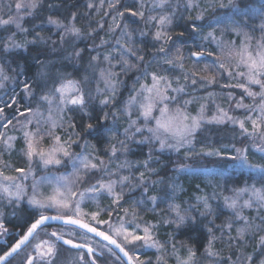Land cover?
Listing matches in <instances>:
<instances>
[{
	"label": "rangeland",
	"instance_id": "rangeland-1",
	"mask_svg": "<svg viewBox=\"0 0 264 264\" xmlns=\"http://www.w3.org/2000/svg\"><path fill=\"white\" fill-rule=\"evenodd\" d=\"M172 1L173 0H168V5L163 8L156 6L159 0H122V2L117 5V8H120V10H123L124 7L127 6L129 8H132L133 10L143 11L145 13V19L148 16H155L157 20L153 21L151 24H145L144 20H142L139 16L133 17L128 12H125V15L123 17L116 15V8H109L108 0H103V5L101 4V0L84 1L79 5V10L77 9V20L75 21L71 19V13L64 20L51 17L52 19L57 20L65 25L75 24L77 28L81 29V32L84 29L81 25V21L87 23L88 19L90 18V20L94 21L95 29L100 30V32L96 36V42L94 46L100 45L101 39L109 41L108 44L98 47L95 49V51L92 52V55H95L96 52L101 53V60L98 62H94L95 64H97V67L90 68V74L87 81H85V77H69V79L73 81L80 82V86L83 88L86 94L91 92L92 99L89 100V104L91 107H97L98 111H100L101 109L100 99L103 98L105 85L100 77L99 69L108 67L107 62L103 61V54H105L110 49L120 48V45L116 43L117 39H121V43L126 44L127 37L121 38L122 31L130 32L132 35V33L137 28L138 23L141 22V27L143 26V30L148 32V35L144 36V39L148 42V46L150 49L147 57H153V59L152 61L150 60L149 62H146L141 71H139L138 73L135 72L137 75L134 74V76H131V81L129 82L128 80L131 74L130 71L126 73L121 71L122 67H125V65L119 60V53L113 51V55L116 58L113 59L112 65L114 71L119 73V76L116 78L119 83L116 90V99L112 105H109L107 108H105V111L122 110L124 108V104L128 101L129 95L135 94V92H133L134 87L135 89H140V86L142 84L149 87L152 85L153 81L151 79V75H148L147 78H145L143 75L145 66H147V71L149 73L157 72L161 75H166L172 81L171 88L168 89V95L175 96L179 103L175 101L166 102L169 105V114L174 113L175 109L179 107L181 108L182 112L188 114L190 117H199L201 115H203L204 117V120L201 122V127L196 130L194 137L189 138L192 140V143H186L183 147L180 148L179 151H175L167 147L161 150L159 140H153L151 144H138L135 142L143 139L144 136L151 135V133L147 131V127H156V119L161 117L159 109L163 107V105L159 103H157L155 109L153 110V118L150 119L147 127H144L143 117H140L138 119V112L136 111H132L130 117L128 115L119 116L118 121L115 125V127L118 128L119 139L125 138L124 132L125 129L129 127L130 120L136 121V126H140L143 128L142 135L140 133H137L134 140L128 141V144L130 145L129 151H118L117 156L110 158L111 151L109 143L106 141H102L106 146V149L104 150L106 151L105 153H98L96 149L92 147V145H90L88 142V147L85 148V140L80 139L78 143L73 144L70 149L73 154H79L81 152L91 153L93 156L98 157V159L94 160L93 162L99 164V161L103 160L104 165L101 167L100 171H93L90 174V179L83 178L81 180H76V178L73 177V181L75 182L71 184V187L75 195L72 197L71 203L74 206L77 202H79L80 212L79 215H76L74 211L67 212L65 217L70 215L72 216V218L79 219L93 225L94 227L104 231L112 238H114L119 244H121V246L125 247L126 250L132 248L133 245L131 243L125 242V235H127V233L129 232L143 234L142 229L147 223V225L153 226L151 231L155 239L160 242L162 247L160 248V250H158L154 247L149 248L146 246H141L137 250V254L140 257V260L144 261V264H159L160 260L163 261V264H178V258H187L188 249L175 247V249L173 250L172 248L171 236L168 234L172 232H169V230H171V226H173L175 229H179L176 227L175 223H173V221L176 219V212L180 211V214L183 215V209H190L191 211L188 213V215H191L192 213H197L198 215H200V213L204 211L202 198L206 197L212 209L216 208L217 210H223L225 211V213H227V216L225 217L226 219L228 218V220H226L225 225L229 222L232 223L231 229H228L226 227L224 228L222 241H217L216 239L213 241V250L218 251L221 258H227L229 256H232L234 258L235 255H240L241 253L244 256L251 254L255 258L256 264H259V260L264 259V256H261L260 251H258L257 249L260 237L264 236V231L259 230L257 226L261 223L259 216L264 215V208H260L258 210L254 202V198L252 207H242V205L246 200H249V197H251L252 193L250 190L253 187L257 190H264V179H262L261 173L258 170L236 166L235 161L226 158L222 159L217 156L211 157L204 155L195 156L192 155L189 151V149L193 148L196 152L219 150L222 156L227 157L236 155L237 149H246L244 154L248 156L249 163H254L258 166L259 164L264 163V161L260 159L261 156H264V153L259 151L261 147H264V142L242 137L240 135L241 129L238 123L233 124L231 121H228L226 119L222 123H216L215 121H213V117L220 114L218 112V109H223L234 119L244 121L245 126L249 128V131H251L250 122L245 120V113L247 111L246 106L252 105L254 108L258 109V106L261 103V98L259 95H256L255 97L248 96L244 92V89L241 87L223 86L225 84H237L239 82L247 83L246 77L236 76L237 72H246L247 68L244 67V65H240L239 67L236 66L237 58L233 55H229V48L226 47L225 51L221 52L217 47V41H223L226 45L234 42L236 48L239 49L241 42L244 40V36L243 34L238 36L236 32L230 30L222 31L223 26L221 25L215 27V41L210 38L201 39V36H207L208 32H212L214 30L213 27H208V25H215V15L221 14V11L218 8L213 9L209 7V5L212 3V0H194V3L198 4L199 6L187 9L184 7V5L188 2V0H183V3L181 5L176 6L179 9L174 7L176 1ZM15 2L16 0H0V17L4 19L8 18V4L13 5L11 13L12 15H15ZM88 3H92L94 7L91 9L87 8ZM225 3H227V0H225ZM261 4H264V0H252L248 3V5H251V8L246 9L249 11L251 19L247 20L248 27L244 28L243 31L249 33V35L253 37V39L250 41L251 47L249 49L253 53V55H255L257 50V41L261 37L260 25L264 23V10L260 9ZM45 8L47 13L42 14V16L39 17L37 21H34L33 25L31 26H25L24 22L28 18L33 19L34 16L24 17V20L22 22L23 27L31 30V32H28L27 34V39L29 41L33 39L36 32H39L40 36L47 38L46 41L50 42L59 39L61 35L64 34L62 28H57L55 25L49 24L47 22L50 16V10L49 7ZM205 8L208 9L206 12L203 11ZM35 11L39 12L40 8L36 9ZM202 12L204 18H207L209 20V22H206V26H204L201 32L199 34H196L195 37L200 41V45H203L204 49L207 50L202 60L205 62L218 61L225 64V68L218 69L215 72L216 83L207 86H203L204 81H200V76H207L211 78V76L213 75L212 72L198 73V83L196 85H192L191 80L187 81L186 83L183 79L184 71H188L190 73L195 61V58L191 57L190 53H183L185 57L183 61L184 71L176 68L173 72H164L163 69L167 68L168 65L163 64L161 58L164 54L158 51L160 44H162L163 42H157L153 40L154 32L158 27H160V25L158 24V20L161 15L172 16V24L169 25L167 29L168 32H170L175 19L176 21L178 19L195 21L196 16L201 14ZM21 15H23V13H21ZM113 16H115V21H113ZM124 19L126 20L128 25L122 24V20ZM98 22L104 24L103 29H100L98 27ZM35 27H37V30H34ZM253 28L255 29L254 33L252 31ZM12 33H16L15 40L17 41V43L23 42V37L25 34L18 32L14 25L10 24L8 26L0 27V37H6L8 35H11ZM138 36L140 38V34H138ZM132 40H135L133 35ZM65 41H68V43H70V45L72 46L73 43H76L78 40L76 39V37L68 34L65 37ZM2 46L3 45H0V48H2ZM165 47L171 49V54L175 55L174 47H170L169 43L166 44ZM19 50L23 49H17L9 53L17 52ZM208 52H211L212 55L209 56L207 54ZM1 53L2 52H0V67H2L7 75L12 79L3 81L4 87L0 88V107L1 105H5V102H9L10 98L16 99L15 94L12 92L11 96H4L6 95L8 90L14 89L17 83L16 79L13 76L9 75V71L7 69L8 66L6 65L7 61L1 56ZM60 58L61 57H55V59H53L55 60V62H49L50 65L55 64V68L58 67L55 73H51L45 66L42 68L41 73H46L47 78L45 79L42 78L41 75L39 76V78L37 79V83H40V86L37 89V93H34V97L29 98L24 95V103L20 104V106L18 105V103L17 105H13V107L8 108V110L13 108L11 110V114L9 113V115H7L4 111V116L8 118H12L13 116L16 117V119H13L12 123L9 124L8 127L5 128L0 126V134H3V136L0 137V169H3L5 175L18 176L19 174L16 173L13 169L17 166H27L24 162V157L21 152V149L25 147L24 133L36 132L38 128L41 132H45L51 127L50 123H48L49 106L40 100V96L47 92L48 89L52 88L54 81L58 82L60 77L58 76V73L61 72L59 68L61 67V63H64L63 61L68 60V56L67 58ZM179 62L180 61H177V63ZM77 64L79 63L77 62ZM87 64V66L89 67V61L87 62ZM199 67L203 69L204 64L201 63ZM229 72L233 74L234 78L229 77ZM81 74L84 76L85 72L82 71ZM60 75L62 74L60 73ZM137 76L141 77L139 82H136ZM177 80H179V83H177ZM179 86L185 87L184 93H177L172 91L173 88H177ZM97 87L101 89V94H98L96 92ZM123 89L125 92L123 91V94L118 101L120 92ZM250 90L254 93H259V85H251ZM229 93H231V96L228 95ZM145 95L148 94L145 93ZM242 97V106L237 107V102L241 101ZM27 101H29V103H26ZM186 101H188V103L185 104ZM17 108H19L20 111H24L26 113L28 119L32 120L31 124L25 125L24 123H22L25 120V116H19L18 112L16 111ZM28 108H31L32 112H27ZM35 113H39V115H34ZM74 114H78L83 117L82 119L84 122L88 121V117L79 112H66L64 114V118L67 119L71 116L75 120L76 116ZM249 114L255 118L257 115H259V112L257 110L255 112H250ZM51 119H59L54 108L51 112ZM77 119L79 120V118ZM37 120L40 121L39 125L37 124ZM105 123L108 126H112L111 118H109V120ZM184 123L191 124V120L189 119ZM214 125H223L226 127V130L228 132V142L225 145H221L219 148L210 149L211 147H207L206 149L204 148V145L201 144L202 142H200V140L196 138V135L203 129H207ZM134 130L135 129L133 127L132 131ZM66 131L67 130L65 129L52 128V133H54L55 135H60L61 137L66 136ZM160 134L169 143L175 142L171 134L164 133L163 130H161ZM129 135H131V132H129ZM8 137H11L12 139L8 140L6 144L3 141ZM244 138L249 141L240 145L239 141H242V139ZM8 144L11 145L10 149L8 148ZM40 145L45 151H48L51 147L54 146V141L51 136L46 135L44 136L43 140L40 141ZM130 151H143V159L130 158V156H128V153ZM150 151L152 153L151 160H149L148 158V154ZM185 153H188V155L186 156ZM194 157L198 159L197 162L194 160V162L190 163L189 160L194 159ZM211 158L212 160L221 161V164L223 165H218V167H216L212 162L210 163V161H212ZM146 160L149 162V165L152 168V165H156L157 169L154 171H147L143 167V163ZM125 161L129 162L128 165L121 167V165L125 164ZM5 163L9 164L10 167L4 168L3 166ZM166 163L169 165V169L167 168L166 172L162 171L164 174L166 173V175H163L164 177H159L158 173L156 172L158 170H162L161 168ZM105 169L107 171H105ZM241 169L253 172L254 179H251L247 183L244 182L240 184V182L237 181H225L222 177L225 172L233 171L235 174H237L239 171H241ZM163 170L165 171L166 169ZM72 171V163L68 158H62V163L59 166L49 165L47 168H45L42 164H40L34 167V175L29 176L27 180L24 181V184L28 186L26 190L30 193V185L34 181H40L43 177H48L49 180L53 181V183L44 182L40 187V192H42L45 196L52 195L55 186V177L61 175H70ZM141 172H144L143 182L147 183L148 185L147 192L142 194V185L141 187H137L135 191L132 192H129V187L125 186L123 189V199L120 200V205H122V207L115 204L113 202L115 194L120 191L121 187L118 181L123 176H129L131 178L132 184H135L140 178ZM186 174H191L198 177L199 184L201 185L198 187L199 194L196 195V198H193L194 201L191 203L183 202L182 206L180 205L181 203L179 205H176L177 202L175 201L177 199V193L179 192V190H182L181 177ZM160 178H163L165 181L161 180ZM97 181H100V184L97 185L98 188H100L101 184L107 185L110 181H117L114 193L112 195L108 194L106 187L100 188V191L97 192L85 191L91 186V184H96ZM160 181L164 182V185L166 184L169 188L167 189V191L164 190L163 194L166 192V197L164 198L158 195V189L162 186ZM245 188L249 189V191L241 193L237 201V210L240 211V215L244 219H238L235 216L233 210L226 206L224 198L234 197L238 190ZM81 192H84L83 200H81L79 195ZM126 196L128 198L125 200L124 198ZM152 196H155L157 198L156 204L158 205V207H156L155 211L151 210L153 208V203L150 199L147 200V203L143 206V208L134 209L132 204L133 201H139L141 199H146L147 197ZM4 203L6 204V201ZM169 204L176 206V210L169 211ZM108 209H111V211L109 212ZM6 210L9 213L11 212V209ZM26 211L32 213L33 210L29 208L27 204H23L17 211L15 217L11 216L10 214L8 215L6 225L7 233L0 235V244H4L7 238L11 236L12 231L9 228L10 224H22L24 222L22 217L26 216ZM133 211H135L137 215L136 219H133L132 217ZM93 213L99 214L94 218ZM45 214L56 215L57 213L55 210H51L46 212ZM245 220H247L252 225V227L244 233L243 241L233 242L232 246L229 247L227 238L229 236L237 237V230L244 226ZM137 224L139 225V228L136 227ZM121 228L123 229V231L118 232L117 230ZM26 230L27 228L24 229L23 233ZM53 231L61 235L63 240L70 239L73 243H81L89 248H92L93 253L89 254L88 251L83 249L73 250L63 247L60 243H58L56 237H52L50 235ZM174 232L175 231L172 232L173 235ZM218 234L219 235H216L217 237H222L221 232H218ZM129 239L131 238L129 237ZM43 241H48L49 243H51L54 249L57 251L58 256L56 259V264H92L93 260H96V264H120V260L117 259V255L112 251L110 247H108L101 241H98L97 239H94L93 237L70 226L51 225L43 227L41 230H38V235H36L35 238L31 240V243L24 249V251L27 250L29 254L33 253L34 245L37 243H42ZM137 243L142 244V242ZM45 247H47V245H45ZM19 257L22 258V255L20 254ZM196 259L197 264H212L213 258H209L205 255L204 248V253L201 254L200 257H196ZM221 264H223V261H221Z\"/></svg>",
	"mask_w": 264,
	"mask_h": 264
},
{
	"label": "snow or ice",
	"instance_id": "snow-or-ice-1",
	"mask_svg": "<svg viewBox=\"0 0 264 264\" xmlns=\"http://www.w3.org/2000/svg\"><path fill=\"white\" fill-rule=\"evenodd\" d=\"M120 3V0H108L109 8H116V15L123 17L125 12H128L131 16L137 17L139 16L142 20H144L145 24H151L153 21H156L157 18L155 16H148L145 19V13L143 11L133 10L127 6L124 7L123 10L117 8V5ZM101 4L103 5V0H101ZM43 5V0H16L14 4V8L16 10L15 15H12L11 10L13 8L12 4H8L7 7L9 9L8 18L4 19L0 17V27L8 26L10 24L14 25L16 30L20 33H24L23 42L17 43L15 40L16 33H12L6 37H0V45H3L0 48V52L9 53L15 51L17 49H27L28 44H36V43H45V37L40 36L39 32H36L35 36L31 41L27 39V34L29 29L23 27V20L25 16H35V10L41 8ZM168 5V0H159L157 3V7H165ZM52 5L49 4V7ZM198 4L194 3V0H188V2L184 5V7L192 8L198 7ZM94 5L92 3L87 4V8L91 9ZM209 7L216 9L218 8L221 11V14L215 15V25L209 24L208 27H213L212 32H208L207 36H201V39H212L216 40L215 36V27L223 26L222 31H234L239 36L243 34L244 40L241 42L239 49L236 48L234 42L226 45L223 41H217V47L221 52L225 51V48H229V55H233L237 58V67L240 65H244L247 68V71L237 72L236 76L246 77L247 83L239 82L237 84H225L224 87H241L244 89V92L251 97H255L259 95L261 98V103L257 108H254L252 105H248L247 111L245 113V120L249 121L251 124V131L249 128L245 126V122L241 120L234 119L231 115L225 112L223 109H218L220 113L218 116L213 117V121L216 123H222L226 120L231 121L233 124H239L241 129L240 135L242 137H246L253 140H259L264 142V23L260 25L261 37L257 41L256 45V53H253L249 50L251 45L250 41L253 39L249 33L244 32L243 29L248 27L247 20L251 19V15L248 10L251 8V5H246L244 7L241 6V0H212V3ZM260 9L264 10V4L260 5ZM208 9L205 8L203 11L206 12ZM23 13V15H21ZM71 19L73 21L77 20V14L75 12L72 13ZM204 15L203 12L196 16L195 21L190 25V30L194 34H199L203 27L205 26L202 23H197L196 21H203ZM113 21H115V16H113ZM49 24L55 25L57 28H62L63 33L60 37L61 45L65 42V37L68 34L76 37L79 40L82 36V32L80 28H77L75 24L65 25L57 20H54L49 16L48 21ZM158 24L160 27L156 29L153 34V40L163 43L160 44L158 51L163 53V57L161 58L163 64L168 65L167 68L163 69L164 72H173L176 68L184 71V55L181 50V46L177 45L173 42V47L175 48V55L171 54V49L165 47L171 40V34L168 32V26L172 24V16L170 15H161L158 20ZM118 26V25H117ZM98 27L100 29L104 28L103 23L98 22ZM111 27V26H110ZM127 27V26H125ZM89 35L91 32L96 31L95 28H91L90 26ZM253 33L255 29H252ZM148 35L147 31L140 30V36L144 37ZM185 35L184 32L179 33L180 37ZM127 37L126 44L121 43V39H117L116 43L120 45L119 49H110L105 54H103V61L107 62V68H100V77L104 82L105 91L103 92V98L100 99L101 109L99 113H95V109L90 106L89 100L92 99L91 92L85 93L83 88L80 86V82L73 81L68 78L67 75H62L59 77L58 82H53L52 88L48 89L47 92L40 96V100L46 103L49 108V121L51 127L45 131L41 132L39 128L36 132H25V147L21 149V152L24 157V162L26 163V167L17 166L13 170L18 173V176H9L5 175L3 169H0V235L7 233V217L10 214L15 217L17 211L21 208L23 204H27L32 211V219L27 224V230L22 235L20 239H18L14 244H12L7 250H4L2 254H0V264H11L12 259L15 258L16 255L19 254L28 244L31 243V239H34L36 235H38V230L42 229V226L46 224L49 220H61L65 224L78 225L80 228L86 229L87 232L95 233L96 235L102 237L104 240H107L110 244L115 245L119 252L123 254V257L117 256V259L120 260V264H144V261L140 260L139 255L137 254V250L141 246H146L149 248H157L160 250L162 247L160 242L157 241L151 231L153 226L145 225L142 229L143 234H136L135 232H129L125 235L124 240L126 243H131L133 245L132 248L125 249V247L121 246V244L117 243L116 240L112 239L109 235H106L104 232H97L96 228L90 227L88 224L81 223L77 219H73L72 216L65 215L67 212H75L76 215H79L80 212V204L77 202L74 206L72 205V197L75 193L72 190L71 184L74 183L73 177L76 180H81L83 178H89L90 174L93 171H100L101 167L104 165V161L100 160L99 164L93 162L98 159V157L93 156L91 153L81 152L79 154H73L70 149L73 144L78 143L80 139H84L86 135H95L101 141H106L109 143L111 157L117 156L118 151H129L130 145L128 144L129 140H134L137 133L143 134V128L140 126H136V121L129 122V127L125 129L124 139H119L118 137V128L115 127L119 116L128 115L129 117L132 114V111L138 112V119L143 117L144 119V127H147L148 122L152 119V113L155 109L157 103L162 104L160 113L161 117L156 119V127L151 128L147 127V131L151 133L150 136H144L143 139L135 141L138 144H151L153 140L160 141V148L163 150L164 148H171L175 151H179L181 147H183L186 143L191 144L192 140L190 137H194L197 129L201 127V122L204 120L203 115L199 117H190L188 114L182 112L181 108H176L174 113L169 114V105L166 103L167 101H177L175 96L168 95V89L171 88L172 81L166 76L161 75L157 72L149 73L147 71V66H145L144 77L147 78L148 75H151V79L153 81L152 85L149 87L147 85H141L140 89L133 88L134 95H129L128 101L124 104V108L118 111H105L109 105H112L116 99V90L119 81L116 79L119 76V73L114 71L112 61L116 57L113 55V51L119 53V60L125 65L122 67L121 71L128 72L131 70V67H135V65L131 64V57H135L137 61L143 62L145 60L144 55L139 53V50L135 48L134 41L132 40V35L130 32L121 33V38ZM108 40L101 39L100 45H95L93 48L89 49V67L96 68L97 64L94 62H98L101 60V53L96 52L95 55L91 53L95 51L96 48L101 47L103 45L108 44ZM193 47L196 50H192L189 48L190 56L195 58V61L192 66V70L190 73L188 71H184L183 79L187 83V81L191 80L192 85H196L198 83V73L200 72H212L213 75L211 78L207 76H200V81H204L203 86L211 85L216 83L215 72L218 69L225 68V64L223 62L213 61V62H205L202 58L205 56L206 49L203 48V45L197 46L195 44V40H193ZM84 49H77L75 44L73 43V50L69 54V59L71 60L73 57L82 59V53H84ZM209 56L212 55L211 52L207 53ZM177 61H180L177 63ZM159 63V62H158ZM203 63L204 67L201 69L199 65ZM22 74V73H20ZM42 78H47L46 73H40ZM230 78H234L231 72L228 73ZM10 78L7 73L4 71L2 67H0V88L4 87L3 81H7ZM85 81L88 80V77L85 76ZM141 79L140 76H137L136 82H139ZM163 82V83H161ZM179 83V80H177ZM23 84V94L26 97L32 98L34 97V92L32 89V85L28 80L22 81ZM251 85H259L260 92L254 93L250 90ZM172 91L177 93H184L185 87L179 86L177 88H173ZM96 92L101 94V89L97 87ZM147 93L148 95H145ZM231 96V93L228 94ZM241 101L237 102V107L242 106ZM19 101L17 99L10 98L9 102H5L4 107H0V126L8 127L9 124L12 123L13 119H16L15 116L12 118H8L4 116V109L11 108L13 105H17ZM188 101L185 102V104ZM56 110L58 120L51 119L52 109ZM259 112L255 118L250 115V112ZM19 116H25V120L22 122L25 125L31 124L32 120L28 119L26 113L24 111H20L19 108L16 109ZM27 112H32L31 108L27 109ZM66 112L71 113H83L84 116L88 117V122L86 124H78L73 117L64 118V114ZM34 115H39V113H35ZM111 118L112 126H108L105 122ZM191 120V124L184 123L187 120ZM20 122V121H17ZM211 122V121H209ZM37 124H40V121L37 120ZM134 127V131H132ZM52 128H60L65 129L66 136L61 137L60 135H55L52 133ZM161 130L164 133L171 134L172 138L175 140L174 143H169L165 138L161 136ZM131 132V135H129ZM51 136L54 141V146L51 147L48 151H45L41 145L40 141L43 140L44 136ZM3 134H0L2 137ZM11 137H8L3 142L7 144L8 140H11ZM88 147L87 141L85 140V148ZM8 148H11V145L8 144ZM192 155L195 156H217L220 158H226L236 162V166L246 167L253 170H258L261 173L262 179H264V163L257 164L249 163V158L245 155L246 149H237V154L234 156H222L219 150H213L208 152H196L195 149H189ZM260 152L264 153V147L259 149ZM187 156L188 153H185ZM62 158H68L72 163V173L70 175H61L55 177L54 179V189L53 194L45 196L42 192H40V187L44 182L53 183L52 180H49L48 177H43L40 181H34L30 185V193L26 190L28 186L24 184V181L27 180L29 176L34 175L33 169L34 167L42 164L45 168L49 165L59 166L62 163ZM149 160L152 158L151 151L148 154ZM264 161V156L260 158ZM129 162L125 161L124 165L121 167L127 166ZM4 168L10 167L9 164L5 163ZM139 167V165H138ZM143 167L147 171H154V169L149 165V162L146 160L143 163ZM105 171H107L105 169ZM144 172L140 173V178L137 180L135 184H132L131 178L129 176H123L118 183L120 184V191L115 194L114 203L118 206L120 205V200L123 199L124 192L123 189L125 186L129 187V192L135 191L137 187H141L142 185V194L147 192L148 185L144 183ZM100 184V181H97L96 184H91L89 188L85 191L97 192L100 191V188L107 189L108 194L112 195L115 190V186L117 181H110L107 185H100V188L97 185ZM249 189H240L236 192L234 197H225L224 201L227 207L231 208L238 219H244L240 215V211L237 210V201L243 192H247ZM252 195L249 197V200H246L242 207H252L253 198L254 202L257 206V209L264 208V190H257L254 187L250 190ZM81 200L84 198V192L80 194ZM151 200L153 203L152 211L156 210L158 205L156 204L157 198L155 196L147 197L146 199H141L139 201H133V207L135 208H143V206L147 203V200ZM6 201V204L4 203ZM204 211L200 213L201 216L211 215L212 208L209 205L206 197L202 198ZM163 202V201H161ZM6 209H11L9 213ZM51 210L56 211V215H46L45 213ZM147 210V209H143ZM169 211L176 210V206L169 204ZM110 212L111 209H108ZM183 215L180 214V211L176 212V219L173 221L177 228L181 226L192 223L195 224L196 217L188 215L191 211L190 209H183ZM99 213H93V217ZM133 219L137 218L135 211L132 213ZM259 219L261 221L260 225L257 227L259 230L264 231V215H260ZM211 224V222H209ZM139 228V225H136ZM220 228V231L224 233V228L231 229L232 223L229 222L224 226H217ZM252 225L245 220L244 226L237 230V237H228L229 247H231L233 242H240L244 240V233L247 232ZM118 232L123 231V229H118ZM207 231L210 234L209 242L207 247L205 248V255L212 259V264H256L255 258L249 254L244 256L242 253L240 255H235L233 258L229 256L227 258H221L218 251L213 250V241L217 239V237L213 233V228L211 226L207 227ZM52 237H56L57 240H61L62 236L57 232L53 231L50 234ZM129 237L131 239H129ZM142 242V244L137 243ZM63 243L66 245H71L73 248H82L83 244H73L72 240H63ZM47 245V247H45ZM173 250L175 249V244L172 245ZM258 251H260L261 256H264V236L260 237ZM88 253L92 254L93 249L89 248ZM58 253L54 249L53 245L48 241H43L42 243H37L34 245L33 253L27 254L24 260L21 261V264H56ZM197 254L196 251L189 248L187 258L179 259L178 264H197ZM126 258V259H125ZM92 264H96V260L92 261ZM159 264H163V261L160 260ZM259 264H264V259L259 260Z\"/></svg>",
	"mask_w": 264,
	"mask_h": 264
},
{
	"label": "trees",
	"instance_id": "trees-1",
	"mask_svg": "<svg viewBox=\"0 0 264 264\" xmlns=\"http://www.w3.org/2000/svg\"><path fill=\"white\" fill-rule=\"evenodd\" d=\"M84 1L87 0H43V5L40 8V11L36 12L35 16L33 19L28 18L24 22L25 26H31L33 25L34 21H37L39 17L42 16V14L47 13L45 7H49V4L52 6L49 7L50 10V16L55 19H65L69 14L75 12L77 14V9L79 10V5L83 3ZM91 1V0H90ZM124 1V0H123ZM176 1L174 7L177 8L176 6L181 5L183 3V0H173ZM172 1V2H173ZM252 0H241V6L248 5L249 2ZM122 2V0L120 1ZM179 9V8H177ZM207 18H204L203 21H196L197 23L200 22L206 26V22H209ZM189 20V19H188ZM79 22V21H77ZM76 22V23H77ZM192 20L186 21L182 19H178L173 22V26L170 29V34L172 37V40L169 42V46L173 47V42H175L177 45L181 46V50L183 53H190L189 48H192V50H196V48L193 47V40H195V44L197 46L200 45V41L197 40L196 34L192 33L190 30V25L192 24ZM122 24L128 25L126 20H122ZM81 25L83 26L82 30V36L81 38L74 43L75 47L77 49H84V53H82V59H78L73 57L71 60L67 58L69 57V54L73 50V45L71 46L68 41H65L63 45L60 43V38L56 39L55 41H46L45 43H36V44H28L27 49L19 50L17 52L13 53H1V56L7 61V69L9 71V75L13 76L17 83L15 85L14 89L8 90L6 95L4 97H9L11 96V92L15 94V98L19 101V106L20 104L24 103L25 97L23 94V84L22 81L28 80L31 85L34 93H37V89L40 86V83H37V79L40 76L42 68L45 66L51 73H55L57 71V68H55V64L50 65L49 62H55V57H61L62 58H67L68 60L63 61L64 63H61V67L59 70L61 71L60 73L62 75H67L68 78L71 77L73 78L78 77H85L89 76L90 74V67H88L87 62L89 61V52L88 50L94 47V44L96 42V36L100 32V30H96L94 32H91V35H89L90 32V26L91 28H95V24L93 20L88 19V22H82ZM80 26V25H79ZM29 28V27H28ZM34 30H37V27L34 28ZM89 30V31H88ZM140 30H143V26L141 27V22L138 23L137 28L135 31L132 33L134 36V46L136 49L139 50V53L144 55L145 60L143 62L137 61L135 57H131V63L132 65H135V67H131L130 70V77H129V82L131 81V76H134L136 74L135 72L141 71L142 67L146 62H149L150 60L152 61L153 57L148 58L147 54H149V46L148 42L144 39V37L139 38L138 34ZM29 32L31 30L29 29ZM184 32L185 35L183 37L179 36V33ZM30 36V35H29ZM30 38V37H29ZM139 38V39H138ZM137 39V40H136ZM51 43V44H50ZM152 44V43H151ZM81 45V47H80ZM80 47V48H79ZM204 48V47H203ZM92 54V53H91ZM77 62L79 64H77ZM60 66V65H59ZM78 66V67H77ZM84 67V68H83ZM89 68V69H88ZM55 70V71H54ZM85 72V75L83 76L81 72ZM22 73V74H20ZM58 73V76H62ZM81 74V76H80ZM79 75V76H78ZM137 75V74H136ZM129 84V83H128ZM127 84V85H128ZM124 89L120 92V95L118 97V101L121 98L123 94ZM125 92V91H124ZM26 103H29L27 101ZM1 107H4V105H1ZM13 109V108H12ZM12 109L8 110L6 107L4 109L5 114L9 115V113H12ZM95 113H99L100 111L97 110V107H94ZM76 116L75 121L78 124H86L87 122L83 121V117H81L78 114H74ZM196 138L202 142L201 144L204 145V148L207 149V147H211L210 149L214 148H219L221 145H225L228 142V132L226 130V127L223 125H214L209 128L203 129L200 133L196 135ZM81 140H87V142L92 145L96 149L98 153L100 152H106L104 151L106 146L104 143L95 135H86L84 139ZM243 141V142H242ZM240 142L241 144H244L247 141L246 138L242 139ZM238 142V143H239ZM200 144V143H199ZM143 151H130L128 156L130 158H136V159H143L144 153ZM212 157V156H211ZM194 160L197 162L198 159L194 157V159H190V163L194 162ZM212 160V158H211ZM208 162V161H207ZM213 163L216 167L218 165H223L221 164V161L218 160H212L210 163ZM154 170L157 169L156 165H152ZM167 168L169 169V165L166 163L161 169L158 170L156 173H158V176L166 175L163 172L167 171ZM163 169H166L165 171ZM222 169V168H220ZM163 171V172H162ZM162 173V175H161ZM253 172L247 171L244 169H241L237 174H235L233 171H228L225 172L224 175L222 176L223 179L229 180L231 182H240L242 183H247L251 179H254ZM158 178V177H157ZM181 191L177 193V199L175 202L176 205L182 206L183 202L191 203L193 202V198H196V195H198L199 190L198 187L201 186L198 181V177L195 175L191 174H186L181 177ZM161 180L165 181L163 178H160ZM162 184L161 188H159V193L161 197H166V192L163 194L164 190L167 191L169 189L167 185H164V182L160 181ZM130 197V196H129ZM128 197L126 196L124 199L126 200ZM112 213V212H111ZM192 216L196 217V223H187L183 227L179 229H175L173 226L170 227V231H175L174 235L172 232H170L168 235L171 236V242L172 245L175 244V247H181L184 249L191 248L196 251L197 257H200L201 254L204 253V248L208 245L210 234L207 231V227L211 226L213 228V233L214 235H219L218 232L220 231V228L217 226H224L226 220L225 216H227V213L223 210H217L216 208L212 209V214L211 215H205L201 216L198 215L197 213H192ZM23 218V223L22 224H10V229H11V236L7 238L6 242L3 244H0V254L3 253L4 250H7L10 245H12L18 236H20L23 233V230L27 228L28 222L32 219V213L29 211H26V216L22 217ZM211 222V224L209 223ZM22 232V233H21ZM17 237V238H16ZM217 237V236H216ZM228 239V238H227ZM217 241H222L221 237H217ZM228 243V240H227ZM229 245V243H228ZM232 246V245H231ZM232 254V253H231Z\"/></svg>",
	"mask_w": 264,
	"mask_h": 264
},
{
	"label": "water",
	"instance_id": "water-1",
	"mask_svg": "<svg viewBox=\"0 0 264 264\" xmlns=\"http://www.w3.org/2000/svg\"><path fill=\"white\" fill-rule=\"evenodd\" d=\"M65 218H67V217H65ZM73 219H75V218H73ZM77 220H79V219H77ZM81 223H84V224H88L90 227H94L93 225H91V224H89V223H86V222H84V221H82V220H79ZM51 225H60V226H70V227H73V228H75V229H77V230H79V231H81V232H83V233H86V234H88V235H90V236H92L93 238H95V239H97V240H99V241H102V242H104L106 245H108L111 249H112V251L117 255V256H119V257H123V254L122 253H120L119 252V249H117L116 247H115V245H112V244H110L107 240H104L102 237H100V236H98V235H96L95 233H92V232H87V230L86 229H83V228H80L78 225H71V224H65V223H63L61 220H49V221H47L46 222V224L44 225V226H42V228L43 227H45V226H51ZM94 228H96V227H94ZM96 230H97V232H104V231H102V230H100V229H98V228H96ZM26 232V231H25ZM24 232V233H25ZM23 233V234H24ZM105 233V232H104ZM22 234V235H23ZM106 235H108L107 233H105ZM22 235L18 238V239H20L21 237H22ZM110 236V235H109ZM111 237V236H110ZM112 238V237H111ZM17 239V240H18ZM31 240H32V238H30ZM112 239H114V238H112ZM16 240V241H17ZM115 240V239H114ZM15 241V242H16ZM63 245H65V246H67V247H69V248H73L71 245H66V244H64L63 243V239H61V240H59ZM118 243V242H117ZM74 244V243H73ZM73 249H76V250H80V249H83V250H86V251H88V249H89V247H87V246H85L84 245V247H82V248H73ZM126 259V258H125Z\"/></svg>",
	"mask_w": 264,
	"mask_h": 264
},
{
	"label": "flooded vegetation",
	"instance_id": "flooded-vegetation-1",
	"mask_svg": "<svg viewBox=\"0 0 264 264\" xmlns=\"http://www.w3.org/2000/svg\"><path fill=\"white\" fill-rule=\"evenodd\" d=\"M23 231H24V230H23ZM85 234H86V233H85ZM87 235H88V234H87ZM20 236H21V235H20ZM89 236H90V235H89ZM91 237H92V236H91ZM16 238H17V237H16ZM18 238H19V236H18ZM18 238H17V239H18ZM17 239H16V240H17ZM94 239H95V238H94ZM98 241H99V240H98ZM101 242H102V241H101ZM58 243H60L63 247H65V248H67V249H73V248H69V247L63 245L59 240H58ZM102 243H104V242H102ZM74 244H81V243H74ZM104 244H105V243H104ZM28 245H29V244H28ZM28 245H27V246H28ZM27 246H26V247H27ZM107 246H108V245H107ZM26 247H25V248H26ZM108 247H109V246H108ZM25 248H24V249H25ZM24 249H23L22 251H20L19 254L15 256L14 259H12L11 264H21V261L24 260V258H25V256H26L27 254H29L28 251H27V250L24 251ZM73 250H76V249H73ZM80 250H82V249H80ZM20 254L22 255V258L19 257Z\"/></svg>",
	"mask_w": 264,
	"mask_h": 264
}]
</instances>
